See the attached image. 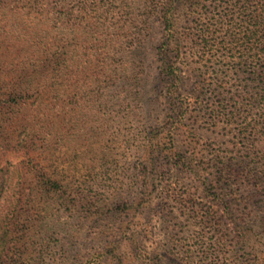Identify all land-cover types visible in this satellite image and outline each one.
I'll use <instances>...</instances> for the list:
<instances>
[{
  "label": "rangeland",
  "instance_id": "rangeland-1",
  "mask_svg": "<svg viewBox=\"0 0 264 264\" xmlns=\"http://www.w3.org/2000/svg\"><path fill=\"white\" fill-rule=\"evenodd\" d=\"M97 1L95 4H102L101 10L109 14L104 27L100 28L105 30L107 42L89 37L85 43L81 42L75 50L71 73L57 79L56 87L49 93L44 92L39 105L0 112V177L7 178V171L11 173L14 166L21 170L24 161L32 158L47 171L55 170L72 189L47 203L54 205L55 213L59 212L54 223L58 224L60 217L66 221L65 229L73 233L69 239L51 233L34 239L29 250L35 253V261L30 264H164L166 258L178 264H229L232 233L224 240V248L219 249L211 230L213 225L200 227L205 201L198 175L177 171L168 165L170 159H162L158 163L161 165L157 173L159 179H156L159 183L153 189L152 216H147L146 204L138 205L141 189L138 167L148 152V135L153 130L165 134L172 124L166 117L169 83L159 74L160 57L156 51L163 32L156 22L149 21L150 30L144 42L136 46L132 41L133 33L141 27L138 20L142 19L146 7L134 5L131 0ZM224 4L225 0L212 3L219 7ZM1 10L3 86L7 83V41L11 34L7 29V13ZM16 36L22 39L24 33L21 31ZM243 69L242 66L238 71L234 59L218 60L214 65L217 73L213 74L212 83H217L218 87L222 82L226 87L224 92L229 102L225 110L236 116L227 128L222 118L213 116L211 121L212 111L203 112L201 105L183 97L200 89L204 77L183 79L181 98L191 104L184 122L205 137L196 139L184 124L175 128L174 141L163 155L193 153L196 161L206 160L207 148L216 150L219 143L233 141L240 125L248 123H244L246 120L258 121L263 109L249 107L256 89ZM204 93L210 107L218 91ZM241 104L243 106L238 107ZM12 115L19 120L11 124ZM162 127H165L163 131ZM168 139L165 138L166 143ZM24 144L26 148L21 146ZM15 177L11 176L6 187L14 185ZM74 190L80 194L77 196ZM166 191L172 193V198L166 197ZM155 194L166 198H156ZM69 200H74V209L61 206ZM0 203L2 213V205H7L4 197H0ZM25 203L29 204L28 198L22 197L19 208L25 210ZM39 203L40 199L32 197L29 205L38 207ZM88 209H97L100 214L89 216ZM39 228L42 231L46 227ZM133 228L141 232L137 247L122 243L114 254L106 252L110 241L120 239L125 229ZM223 228L227 229L226 233L232 231V225L225 224Z\"/></svg>",
  "mask_w": 264,
  "mask_h": 264
},
{
  "label": "trees",
  "instance_id": "trees-1",
  "mask_svg": "<svg viewBox=\"0 0 264 264\" xmlns=\"http://www.w3.org/2000/svg\"><path fill=\"white\" fill-rule=\"evenodd\" d=\"M95 2L98 3L97 0H0V9L7 13V29L11 34L7 41V83L3 86L0 71V112L39 105L44 92H51L57 79L71 73L75 50L81 42L85 43L88 37L107 42L105 30L100 28L104 27L109 14L101 10L102 4ZM131 2L146 7H143L142 19L138 20L141 27L138 26L133 33L134 45L144 42L150 30L149 21L162 28L163 37L156 51L160 57L159 74L164 75L169 83L166 117L172 122L165 134L153 130L148 135V152L138 167L141 186L138 205L146 204L147 216H152L153 189L159 183L160 174L157 173L161 168L158 163L170 159L168 165L171 168L199 176L205 201L200 227L205 229L213 225L211 230L219 249L224 248V240L232 233V260L229 264H264V0H225L223 7L212 5L213 0ZM20 30L24 33L22 39L16 36ZM233 59L237 60L238 71L243 66V72L255 84L256 91L251 97L253 103L249 107L263 109L258 121L246 120L244 123H248L240 125L233 141L219 143L216 150L207 148L206 160L196 161L193 153L183 156L177 152L173 157L163 155L174 141L175 128L184 126L192 102L201 105L203 112L212 111L211 121L214 116L215 119L222 118L226 128L233 124L236 116L225 110L226 102H229L224 92L226 87L222 82L218 87L217 83H212L213 74L217 73L214 65L218 60L230 62ZM210 74L211 77H206ZM198 76L204 77L202 87L184 95L191 101L186 102L181 98L183 79ZM212 90L218 91V95L216 101L207 107L204 92ZM214 112L218 114L213 115ZM10 120L12 124L19 117L12 115ZM185 128L196 139L205 137L187 124ZM165 138H169L167 143ZM21 146L27 147L25 144ZM12 168L11 173L7 171V178L5 175L0 177V197L7 202L6 207L2 205L4 210L0 213V264H30L35 261V253L29 250L34 239H41L49 233L69 239L73 233L65 229L66 221L60 217V222L54 223L59 212L55 213L54 205L47 203L72 189L55 170L47 171L32 158L24 161L21 170L15 166ZM11 176H16V181L12 187H6ZM73 192L77 196L80 194L78 190ZM165 195L167 198L173 196L170 191ZM155 196L166 198L162 194ZM22 197L28 198L29 204L32 197H37L41 203L38 207L25 203L24 210L19 208ZM68 204L65 201L61 206L74 209V200H69ZM94 210L88 209L86 213L89 216L100 214L99 210ZM225 224L232 225V231L226 233ZM41 225L46 227L42 231ZM22 226L27 228L21 229ZM140 233V229H125L123 237L110 241V249L106 252L114 254L122 243L137 247ZM164 264L178 263L166 258Z\"/></svg>",
  "mask_w": 264,
  "mask_h": 264
}]
</instances>
